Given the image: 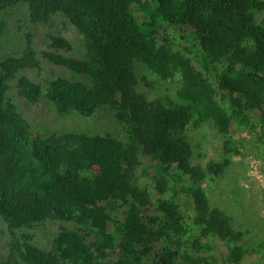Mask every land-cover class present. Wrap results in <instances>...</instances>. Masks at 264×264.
<instances>
[{"label":"trees","instance_id":"16d2710c","mask_svg":"<svg viewBox=\"0 0 264 264\" xmlns=\"http://www.w3.org/2000/svg\"><path fill=\"white\" fill-rule=\"evenodd\" d=\"M20 6L47 48L38 54L28 33L16 56L0 54L1 264H247L249 231L204 188L228 162H194L188 134L208 124L226 155L239 153L229 148L236 129L264 136V2L0 0V42L2 13ZM57 16L78 32L80 58L46 30ZM135 63L160 81L178 77L177 102L147 100ZM17 99L60 122L109 113L117 131L32 130ZM56 221L47 251L24 234ZM255 252L264 264V244Z\"/></svg>","mask_w":264,"mask_h":264},{"label":"rangeland","instance_id":"374dc122","mask_svg":"<svg viewBox=\"0 0 264 264\" xmlns=\"http://www.w3.org/2000/svg\"><path fill=\"white\" fill-rule=\"evenodd\" d=\"M259 1L264 2V0ZM2 14L6 23V32L0 42V54L16 56L24 49L25 35L28 33H35V50L38 54L47 48L43 38V27L29 24L24 7L20 6ZM255 21L264 27V10L255 16ZM64 22L63 16L53 17L52 23L48 28L46 27V30H52L57 37L64 38L73 47L71 50L60 51L64 56L80 58V36L72 26L64 25ZM48 70L54 72L56 67L49 65ZM60 72L63 76H68L67 70ZM134 72L138 79H144L143 82L140 80L138 90L147 100H156L163 105L177 102L174 94L179 87L178 77L167 82L160 81L140 63L134 64ZM34 74L27 75L36 81ZM25 102L17 99L19 111L32 130L41 128L44 132H48L60 128L67 132L87 134L117 131L113 117L109 113L102 112L87 121L70 115L60 122L54 119L51 113H46L42 106L39 108ZM188 139L194 148V162L202 166L210 161L228 162L224 173L208 181L204 188L212 207H218L230 216L235 228L249 231L244 243L250 254L247 264H257L260 256L255 251L264 244V136L248 127L236 129L231 135L229 148L239 150L238 155L234 151L227 155L224 153L222 137L208 124L191 130ZM61 226L63 225L57 221L48 222L44 226H38L34 231L25 230L24 234L34 247L47 251L51 248L52 240ZM8 244L7 229L0 220V264L9 255Z\"/></svg>","mask_w":264,"mask_h":264}]
</instances>
